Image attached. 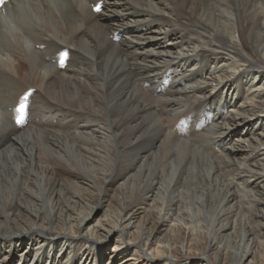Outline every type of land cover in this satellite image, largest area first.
<instances>
[{
  "label": "bare ground",
  "instance_id": "1",
  "mask_svg": "<svg viewBox=\"0 0 264 264\" xmlns=\"http://www.w3.org/2000/svg\"><path fill=\"white\" fill-rule=\"evenodd\" d=\"M4 18L0 264H264V0Z\"/></svg>",
  "mask_w": 264,
  "mask_h": 264
},
{
  "label": "snow or ice",
  "instance_id": "2",
  "mask_svg": "<svg viewBox=\"0 0 264 264\" xmlns=\"http://www.w3.org/2000/svg\"><path fill=\"white\" fill-rule=\"evenodd\" d=\"M0 2H2V0H0ZM95 10L96 11H100V8L99 7H96ZM63 58H64V56L62 55L61 56V66H63V62H62L63 61ZM25 99L26 98H23L21 100L20 106L16 109V111H17V123H22V121H23L24 109L26 107V105H25Z\"/></svg>",
  "mask_w": 264,
  "mask_h": 264
}]
</instances>
